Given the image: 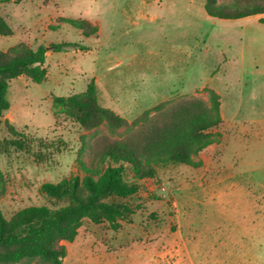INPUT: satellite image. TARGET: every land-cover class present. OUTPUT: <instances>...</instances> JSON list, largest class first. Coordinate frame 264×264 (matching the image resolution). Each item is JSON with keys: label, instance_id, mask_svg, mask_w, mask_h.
Masks as SVG:
<instances>
[{"label": "rangeland", "instance_id": "rangeland-1", "mask_svg": "<svg viewBox=\"0 0 264 264\" xmlns=\"http://www.w3.org/2000/svg\"><path fill=\"white\" fill-rule=\"evenodd\" d=\"M0 17L13 31L0 35V50L48 49L46 80H12L4 119L34 140V151L43 140L52 153L41 163L15 149L0 154L7 220L30 206L66 205L51 203L41 186L84 176L79 159L103 170L110 162L97 152L129 135L85 130L55 98L83 93L94 79L99 105L132 122L167 100L208 101L213 89L223 122L219 142L195 157L202 165H158L152 178L137 179L125 164L124 180L138 192L116 199L134 214L118 230L85 219L63 264H264V16L214 18L205 0H0ZM62 18L98 32L86 37ZM61 42L85 49L52 51Z\"/></svg>", "mask_w": 264, "mask_h": 264}, {"label": "trees", "instance_id": "trees-1", "mask_svg": "<svg viewBox=\"0 0 264 264\" xmlns=\"http://www.w3.org/2000/svg\"><path fill=\"white\" fill-rule=\"evenodd\" d=\"M205 10L209 16L222 20L264 16V0H205ZM62 21L81 30L86 37L98 32V27L85 19L62 18ZM260 22L264 23V17ZM12 34L11 27L0 17V35ZM50 48L55 52L85 49L74 42L53 43ZM47 53L44 45L32 49L24 43L0 50V125L7 132L0 140V154L15 149L32 154L40 163L52 156L51 151L42 150L49 148L43 140H39L42 149L34 151V140L4 119L10 109L7 98L10 82L25 76L35 83H43L47 78ZM206 91L208 101L167 100L132 122L99 105L94 79L83 93L55 98L54 106L63 108L85 130H98L105 125L113 135L122 129L129 135L111 141L97 152L99 161L110 162L103 170L88 167L79 159L84 176L75 175L41 186L51 203L67 199L66 205L30 206L9 220L0 211V264H63L68 254L66 243L74 242L85 219L94 224L105 221L112 230H118L120 222L128 220L134 210L116 198H128L138 192L136 184L124 180L125 164L132 167L137 179L152 178L158 165L200 167L202 162L195 157L219 142L220 134L214 130L223 122L220 95L213 89ZM4 183L0 170V195Z\"/></svg>", "mask_w": 264, "mask_h": 264}]
</instances>
